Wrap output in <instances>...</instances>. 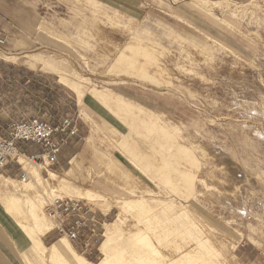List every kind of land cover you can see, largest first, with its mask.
Listing matches in <instances>:
<instances>
[{
    "label": "rangeland",
    "instance_id": "1",
    "mask_svg": "<svg viewBox=\"0 0 264 264\" xmlns=\"http://www.w3.org/2000/svg\"><path fill=\"white\" fill-rule=\"evenodd\" d=\"M141 4L131 17L91 0H34L33 41L0 48L17 57L7 61L15 68L5 103L10 117L51 124L73 118L78 130L50 169L20 160L29 177L35 168L46 178L47 171L62 177L73 167L68 188L41 196L50 189L39 185L40 212L49 228L48 201L83 202L133 264L153 262L143 259L147 243L131 241L139 230L156 245L147 214L166 216L173 233L159 235L164 261L155 264H264V0ZM188 25L205 37L189 33ZM93 94L123 98L130 115ZM83 190L106 202L79 199ZM133 201L145 203L139 212L145 215L119 214L121 202ZM8 213L28 220L26 213ZM119 215L122 223L112 227ZM48 237L45 246L60 239ZM104 240L86 252L63 242L71 256L96 264ZM33 264H42L34 253Z\"/></svg>",
    "mask_w": 264,
    "mask_h": 264
},
{
    "label": "bare ground",
    "instance_id": "2",
    "mask_svg": "<svg viewBox=\"0 0 264 264\" xmlns=\"http://www.w3.org/2000/svg\"><path fill=\"white\" fill-rule=\"evenodd\" d=\"M198 1H200V0H198ZM201 1H203V0H201ZM205 2L206 1H204L203 4H205ZM201 3L199 5H201ZM214 17H216V16H214ZM216 19H219V18L216 17ZM215 43H217V42H215ZM217 45H219L220 47L224 48L219 43H217ZM2 55H3V53L0 52V56H2ZM3 58L6 59V61H9V62H13L14 63V61L16 60L17 57L15 55L6 56L4 54L3 55ZM75 89H76V87H75ZM76 93L78 94V91ZM21 159H23L24 161L27 162V160L24 159L23 157H19V162H20ZM20 163L22 164V162H20ZM69 164H72V161ZM29 165H31V163H29ZM32 165H34V164H32ZM34 166L37 167V165H34ZM110 166H111V164H110ZM110 168H112V167H110ZM22 169H23V167H22ZM73 171H74L73 170V167L69 168L67 171H64L63 172V176L62 177L58 176L54 172H48L47 171V173H48L47 174V177L46 178H43L40 175V171H38V169L35 168V169H33L32 172H30L32 175L29 173L30 176H31L30 179L28 181H24V182H22V181H16V180H13V179H8V178H4V177L0 176V181H1L0 186L2 185V187L4 188V189L2 188L3 189V192H2V195H1V198H0L3 202L2 201H0V202L3 203L4 207L6 208V210L8 212H12V213L13 212H17V213L23 212V213H26V215H27L26 218H28V221L26 220V222H28V225L26 223L23 224V225L21 224V225H22V228L26 231V234L31 235V236H29V238H30L29 240H32V242H33L32 251L39 258V260L42 262V264H93V263H90V262L86 261L85 259H83V258H81L79 256H71L70 255V252H69V250L67 248V246L63 242V240H65L63 238H60L57 241L53 242L50 246H45L43 244V242H42V237L45 236V235H47V234H50L51 229H52V225H51V223L49 222V220L46 218V216L44 214L45 218L47 219V221L49 223V228H48V225L46 224L45 219L43 218V216L41 214L42 211L40 212L39 205L37 203L38 202V199H37V197H38L37 196V192H38L37 191V188H39V185L40 186L41 185H44L45 186V189H50V192H45V193L42 192L41 193V196H44L46 194L49 195V196H51V194H54L55 193V189L56 188H59V187H60V189H66V188H68L70 186V182H69L70 180H68V179H70L72 177ZM106 171H108V170H106ZM8 184L11 185L12 187L14 185L17 186L18 184H22L23 185V186L21 185L22 188L24 187L25 189L24 190H11V189H9L7 187ZM48 187H51V188H48ZM61 191L63 192V190H61ZM78 194H79V197H78L79 199L85 200L87 202H98V201L106 202V201H104V199L101 196H99V195H97V194H95L93 192H90L88 190L80 191ZM59 197H61V196H59ZM121 203L122 204H119L121 206L118 207L120 209L117 210V211H119V214H125V215H127V214H132L134 212H138L139 215L137 213H134V214H137V215H135V216H137V219H138L139 216L141 217V216L145 215V214L140 215L141 213H139L140 211L141 212L142 211H146L147 206L145 205L144 202H141V201H133L131 203H127V202H121ZM41 204H42V202H41ZM162 205H164V204H162ZM162 205L160 204V206H162ZM164 206H166V205H164ZM144 208H145V210H144ZM162 208H165L166 210H168L167 209V206L166 207H162ZM149 209H147V210H149ZM165 209H163L162 212H163V214L167 215L168 214L167 212L169 210L166 211ZM165 211H166L167 214L165 213ZM147 212L149 213V215H151V213H154L153 211H151V212L147 211ZM9 214H11V213H9ZM180 215L182 216L183 214H180ZM153 216H155V215H153ZM186 216L187 215H185L184 217L186 218ZM129 217H131V216H129ZM155 217H154V219L152 218L153 219V221H152V219H150L149 216H148V214H147V216L145 215V218L143 217L144 218L143 221L146 224L144 222L143 223L146 225V227L148 226L149 232L153 236V239H154V241H155V243H156L157 246L153 244V241L149 237H146L145 235L139 234L138 233L139 230H136L137 233L135 231H133V232H135L136 235H133L131 237L132 240L130 239L131 241H133V243L134 242H139V243L140 242H145V243H147L149 245V247H150V253L146 254L147 256L145 255L143 257V259H145V260L146 259H151L153 261V262H149V264H155L154 263V260L155 259H159L160 261H164V259H162L160 257L162 255L159 252V249L161 248V245H163L161 243V239H160L159 235L162 234V233H164V234H169V233L171 234L172 233V230H170L168 228V226L166 225V221H165V217L166 216H161V219H158L157 217L156 218ZM124 218H126V217H124ZM127 218H128V215H127ZM122 220L123 219L119 215L118 219L114 223H111L110 225L112 227H115L117 225L116 223L118 222V223L121 224L122 223ZM18 223H20V221ZM180 231L181 230H179L178 232H180ZM139 232H141V231H139ZM178 232H175V233H178ZM141 233H143V232H141ZM128 234H133V233L130 232ZM104 236H105V240L102 242L101 246L99 247L100 248V254L103 256V259L100 260V262H98L96 264H122L123 262L125 263V262H128V261L130 263V261L132 259H129L128 253L126 252L128 256L127 257H124L126 253H121L119 251L120 248H118V247L116 248V246L119 243H116L115 239L112 238L111 235L108 234V233L107 234L104 233ZM187 236H188V234H187ZM31 237H33V238H31ZM128 240L129 239H127L126 241H128ZM68 243H70V242H68ZM131 245H132V243H131ZM131 245H128L129 248L131 247ZM198 248H201L204 251L205 249H207V245L206 246L204 245L202 247H199L198 246ZM122 250H123V248L121 249V251ZM130 250H131V248H130ZM132 251H134L133 248H132ZM119 253L124 255V256H121L120 255V257L122 258V260H121L120 257H118ZM210 253H212V251H210ZM129 254H131V251H130ZM132 254H133L132 256H134V252ZM123 257L124 258H128V260L125 261L126 259H124ZM134 259H137V256ZM143 259L140 260V261H143ZM121 261H123V262H121ZM137 261L135 260V262H137ZM133 262L134 261H131L132 264H133ZM125 264H127V263H125ZM169 264H172V263H169Z\"/></svg>",
    "mask_w": 264,
    "mask_h": 264
},
{
    "label": "crops",
    "instance_id": "3",
    "mask_svg": "<svg viewBox=\"0 0 264 264\" xmlns=\"http://www.w3.org/2000/svg\"><path fill=\"white\" fill-rule=\"evenodd\" d=\"M33 1L34 0H0V33L5 36L6 41L2 48L14 42L33 41L35 27L38 21L37 16L33 11ZM91 1L101 4L103 7L111 11L123 13L131 17H137L140 15L139 11L141 10V3L147 0ZM186 28L191 34H198L205 37V35L192 29L189 25ZM211 40L220 43L230 51V49L220 41L214 39ZM0 52L3 51L0 50ZM3 54L5 53L3 52ZM13 70H15V68L11 67L10 63H7V61L0 57V136L5 135L8 127L12 123L22 121L12 119L9 114L10 109H8L5 104L6 101L12 98V93H10L11 80H9L11 78L8 76ZM5 80H9L8 85ZM92 96L106 108L108 107L111 109L110 107L112 105L115 108V111H121L122 113H125V115H130L131 113V110L129 109L130 104L125 103L121 97H116L114 99L108 96L106 97L103 94H93ZM123 137L126 138L124 135ZM18 149L19 151L27 154L38 152L36 147L26 144L18 145ZM26 175L28 177L26 181H28L31 176L29 177L28 174ZM0 176L16 181H22L21 169H19L15 163H10L5 170L0 172ZM7 187L11 190L14 189V187L9 184ZM2 188L3 187L1 185L0 198L4 189ZM0 201L2 200L0 199ZM2 202H0V264H33V242L32 240H29V236L31 235L26 234V231L22 228V225L25 223L28 225V222H24L18 216L16 217V215L13 216L9 214ZM19 221L20 223H18ZM48 239L49 237L46 239L42 237L43 244L47 242Z\"/></svg>",
    "mask_w": 264,
    "mask_h": 264
},
{
    "label": "built area",
    "instance_id": "4",
    "mask_svg": "<svg viewBox=\"0 0 264 264\" xmlns=\"http://www.w3.org/2000/svg\"><path fill=\"white\" fill-rule=\"evenodd\" d=\"M5 43V36L0 33V48ZM77 134L73 118H63L58 124H51L37 117L14 122L5 135L0 136V172L10 163H15L21 169V180L24 182L28 177L19 157L46 171L57 164L62 147ZM20 144L36 147L38 152H21L18 149ZM44 214L52 225L51 233L70 243L81 245L85 252L91 251L104 236L103 220L79 200L54 198L46 203Z\"/></svg>",
    "mask_w": 264,
    "mask_h": 264
}]
</instances>
